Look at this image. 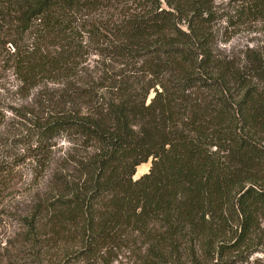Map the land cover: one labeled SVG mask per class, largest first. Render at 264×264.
<instances>
[{
  "label": "trees",
  "instance_id": "16d2710c",
  "mask_svg": "<svg viewBox=\"0 0 264 264\" xmlns=\"http://www.w3.org/2000/svg\"><path fill=\"white\" fill-rule=\"evenodd\" d=\"M214 1L0 0V208L18 158L72 143L56 201L19 216L38 261L58 242L105 264L248 258L264 223V51L219 56L214 23L260 21L264 0L220 15ZM45 79L57 85L45 103H11Z\"/></svg>",
  "mask_w": 264,
  "mask_h": 264
},
{
  "label": "rangeland",
  "instance_id": "374dc122",
  "mask_svg": "<svg viewBox=\"0 0 264 264\" xmlns=\"http://www.w3.org/2000/svg\"><path fill=\"white\" fill-rule=\"evenodd\" d=\"M229 1L215 0V11L219 15L230 11ZM214 30L217 36L218 55L221 57H243L247 48L253 47L264 51V19L246 21L230 27L226 20L218 18L214 23ZM56 88V81L45 79L28 98L18 97L11 103L24 102L29 105L35 101L45 103L50 95H56ZM19 122V119L9 113L6 126L10 128L16 125L17 133L26 131L25 126ZM51 144L53 146L50 158H41L40 162L31 159L22 162V157L17 160L15 172L17 184L11 189L7 200L11 206L6 209L0 208V264H52L49 260L56 264H105L103 259L86 260L80 252L76 253L77 249L73 243L60 242L52 244L48 250H43L47 252V256L43 261H38L36 258L38 250L23 241V235L28 230L22 225L19 216L27 215L31 208L43 200L56 201V167L64 155L71 152L72 143L66 138H55ZM150 167L151 160L139 166L135 179L148 173ZM237 253L225 254L223 261H228L227 264H264V223L253 238L248 258ZM198 256L200 259L203 258V253H199ZM140 257L131 253L118 254L113 256L112 264H139ZM208 264H213V261Z\"/></svg>",
  "mask_w": 264,
  "mask_h": 264
}]
</instances>
